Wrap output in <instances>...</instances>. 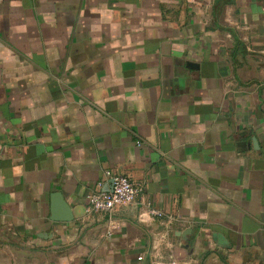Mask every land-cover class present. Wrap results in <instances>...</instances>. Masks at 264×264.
<instances>
[{
  "label": "crops",
  "instance_id": "1",
  "mask_svg": "<svg viewBox=\"0 0 264 264\" xmlns=\"http://www.w3.org/2000/svg\"><path fill=\"white\" fill-rule=\"evenodd\" d=\"M0 264H264V0H0Z\"/></svg>",
  "mask_w": 264,
  "mask_h": 264
},
{
  "label": "built area",
  "instance_id": "2",
  "mask_svg": "<svg viewBox=\"0 0 264 264\" xmlns=\"http://www.w3.org/2000/svg\"><path fill=\"white\" fill-rule=\"evenodd\" d=\"M104 177L109 184V189L105 192H91L86 196V213L93 212L110 216L117 208L129 207L136 204L138 186L128 177L111 171H105ZM146 211L151 217L156 219H163L165 217L163 212L153 208L148 207ZM207 243L212 244V239H207ZM139 260H142V258L140 257Z\"/></svg>",
  "mask_w": 264,
  "mask_h": 264
},
{
  "label": "water",
  "instance_id": "3",
  "mask_svg": "<svg viewBox=\"0 0 264 264\" xmlns=\"http://www.w3.org/2000/svg\"><path fill=\"white\" fill-rule=\"evenodd\" d=\"M52 221L68 223L72 221V215L69 207L63 202L60 196H53V205L51 207ZM212 242L220 248H229L224 238L219 234L212 235Z\"/></svg>",
  "mask_w": 264,
  "mask_h": 264
}]
</instances>
